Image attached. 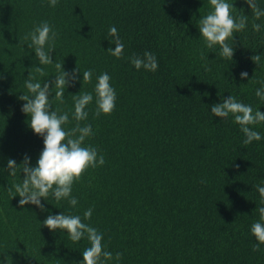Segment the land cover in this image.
<instances>
[{"label":"trees","instance_id":"obj_1","mask_svg":"<svg viewBox=\"0 0 264 264\" xmlns=\"http://www.w3.org/2000/svg\"><path fill=\"white\" fill-rule=\"evenodd\" d=\"M228 2L234 16L248 17L245 29L233 34L234 44L228 41L231 60L220 55L219 45L208 49L199 31L200 19L212 11L209 0H58L55 7L48 0H0V264H82L90 242H73L67 230L42 222L62 212L83 219L89 208L91 219L84 222L103 233L104 249L123 253L108 264H264V244L253 252L258 241L251 233L256 209L264 207L256 187H264V123L253 126L262 139L244 145L231 116L211 113L230 95L264 112L255 95L264 81V17L256 20L245 0ZM256 3L264 9V0ZM44 21L58 33L52 65H40L24 40ZM253 23L261 25L259 32ZM112 26L124 44L119 59L108 52L115 48ZM146 51L157 58L155 72L137 70L130 61ZM256 54L258 65L251 59ZM55 62L81 72L66 87L64 103L55 100L53 88L52 109L68 112L64 127L70 130L77 123L73 96L93 94L80 124H91L94 134L84 144L105 163L74 182L75 207L51 194L41 198L43 210L20 207L21 198L9 189L14 194L23 172L18 167L9 175L8 160L19 165L27 155L35 166L44 143L19 97L28 94L29 74L41 84L53 81ZM89 69L92 81L85 83ZM243 71L248 77L241 79ZM104 72L116 90V107L96 117L94 88Z\"/></svg>","mask_w":264,"mask_h":264},{"label":"clouds","instance_id":"obj_2","mask_svg":"<svg viewBox=\"0 0 264 264\" xmlns=\"http://www.w3.org/2000/svg\"><path fill=\"white\" fill-rule=\"evenodd\" d=\"M48 2L51 7H55L58 0H48ZM209 3L212 6V11L200 19L199 31L208 49H213L214 46L219 45L220 55L231 60L234 54L233 34L245 29L248 17L243 14L234 16L232 14L235 8L234 4L229 3L228 0H209ZM245 3L251 9L256 20L264 17V9L257 5L256 0H245ZM252 27L257 32L261 29V25L258 23H253ZM57 36L58 33L47 21L35 26L30 33L24 36L25 41H31L28 47L34 48L35 56L40 65H52L54 63L50 53L54 51ZM109 36L112 37L111 42L115 44V48L110 47L108 52L118 59L122 58L124 56V44L116 27H110ZM229 39H232L233 44L228 43ZM46 45L48 46L47 49ZM251 59L258 65L261 56L256 54ZM130 61L137 70L143 68L155 72L159 67L156 56L148 51L142 57L133 54ZM55 68L58 73L55 79L43 84L29 74L28 79L25 80L28 94L19 97L20 100L26 101L21 110L30 117L29 126L35 134L43 137L44 143V148L35 166L31 165L30 157L27 155L24 156L19 165L14 159L8 160L9 175L15 176L18 167L23 172L22 182L13 185L14 194L12 188L9 189L12 198L16 195L21 198L18 201L20 207L31 203L43 210L44 205L41 203V198L47 200L50 194L56 201L67 200L72 207H75L78 204V199L72 196L74 182L79 181L90 167L95 168L105 163L104 156L99 154L95 147L84 144L86 138L94 134L91 124L83 126L80 124L81 121L88 119L87 108L93 102V94L82 92L73 96L74 111L72 117L77 123L70 130H66L64 127L69 123L68 112L61 113L58 109H52L50 96H52L53 88L55 89V100L64 103L66 87L74 84L81 72L78 66L71 72L65 71L63 62H55ZM36 72L41 77L46 74L42 67H37ZM92 76L93 71L91 69L85 70L83 82L91 83ZM240 76L241 79L247 78L248 72L243 71ZM110 80L111 77L107 72L101 73L97 77L94 88L96 117L102 113L111 114L116 107L117 94ZM259 83L261 87L256 89L255 95L264 101V81ZM211 113L220 118L231 116L233 123L240 126V130L245 136L244 145L262 139L261 133L253 127L264 123V112L258 108H253L230 95L227 98H222L221 103L213 104ZM256 187L261 197V203L264 204V187L259 185ZM256 211L259 213V221L251 225V233L258 243L252 246L253 252L260 251V245L264 244V207H259ZM92 212V208L87 209L83 213V219L80 215L63 212L48 215L42 223L50 230H67L68 237L73 242H79L82 238H86L90 242V247L82 252V264H108L109 261L113 260L119 262L123 253L117 252L113 256L112 252L106 251L102 243L103 233L84 222L91 219Z\"/></svg>","mask_w":264,"mask_h":264}]
</instances>
